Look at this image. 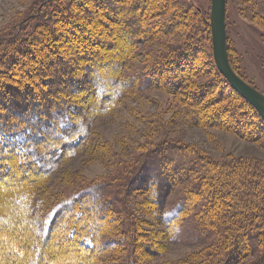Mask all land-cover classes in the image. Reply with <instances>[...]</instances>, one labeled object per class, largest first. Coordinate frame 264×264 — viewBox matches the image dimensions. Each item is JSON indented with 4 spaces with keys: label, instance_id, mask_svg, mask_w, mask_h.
<instances>
[{
    "label": "trees",
    "instance_id": "16d2710c",
    "mask_svg": "<svg viewBox=\"0 0 264 264\" xmlns=\"http://www.w3.org/2000/svg\"><path fill=\"white\" fill-rule=\"evenodd\" d=\"M185 9L184 0H38L13 31L0 35V169L4 170L0 172H6L3 178L0 177V189L11 192V197L1 205L0 238L4 236L15 242L16 248L26 256L31 250L36 251L34 260L27 261L28 258L18 259L22 253H16L17 250L0 249V264H69V258L59 257L62 254L70 255L79 263L88 257L84 249L95 250L99 221L108 214L112 220L111 216L115 215L109 211L118 212L115 205L100 200L108 194L105 186L89 183L87 187H81L74 201V198L67 200L59 209L53 210L47 220L37 218L27 205L30 186L39 182L43 174L51 172L59 157L58 151L71 150L82 138L88 137L90 112L97 100L93 97L84 107V100L80 101L76 96L83 88L74 87V77L86 79V90L91 95L94 92L95 97L113 98L118 94L117 87H122L121 65L132 55L133 46L143 43L152 26L166 29L185 24ZM170 10H173L170 15L175 22L146 23L148 18L156 15L155 12ZM108 20L120 25L116 28V35L109 39L106 35H110L114 27L107 23ZM191 38L199 42L196 33ZM118 40L120 44L116 48ZM58 41H64L66 49H61ZM99 46L107 52L96 49ZM175 53L180 56L178 61L160 54L158 65L152 67V74L161 77L166 72L165 83L177 90L186 88L188 78L196 74L195 70H200L202 64L188 71L192 62L183 60L184 57L189 60V49L181 46L174 48ZM18 55L24 59L17 60ZM228 57L236 72L229 52ZM207 64L220 76L229 94L239 96L251 116L256 118L258 126L244 136L264 148V119L231 87L216 67L210 51ZM108 65L111 70L103 71ZM22 93L35 102V117L31 116L32 113L20 112L18 105H12V100ZM78 102L81 103L78 105ZM71 104L76 105V111L72 110ZM189 105L191 112L204 115V109L190 102ZM80 113L83 116H80L79 126L74 114ZM226 116L231 120L229 115ZM211 117L212 121L218 119L217 114ZM37 143L43 148L40 153ZM173 145L159 144L150 150L156 162L147 175L145 186V190L153 186L152 190L149 189V201L163 210L166 194L188 181L192 173L196 176L193 188L184 190L177 198L174 211H167L159 222L168 226L179 214L190 209L196 214L200 230L216 234L213 244L228 248L222 264H235L246 256H252L249 264H264V158L200 157L195 149L187 150L183 144ZM174 149L179 150L178 154L172 153ZM92 197L96 199L94 204ZM130 209H124L130 223L122 231L131 234V243L136 249L145 244L137 240L141 234L138 217L134 219ZM39 235L43 236L40 238ZM66 249L72 251L66 253Z\"/></svg>",
    "mask_w": 264,
    "mask_h": 264
},
{
    "label": "rangeland",
    "instance_id": "374dc122",
    "mask_svg": "<svg viewBox=\"0 0 264 264\" xmlns=\"http://www.w3.org/2000/svg\"><path fill=\"white\" fill-rule=\"evenodd\" d=\"M37 1L0 0V35L13 31L18 21ZM184 1L187 22L178 28L175 25L166 29L161 26L149 28L151 32L148 30L143 43L133 46L132 55L121 65L119 74L122 75V87H117L118 94H114L113 98L95 97L94 92L91 95V92L86 90L85 78L79 76L73 79L75 88H83L78 90L76 96L80 97V101L84 100V107L93 97L97 100L90 112L91 126L88 137L85 140L82 138L71 150L64 149L61 153L58 151L59 157L51 172L43 174L39 182L30 186L27 205L37 218L47 220L53 210L59 209L67 200L73 199L81 187H87L91 183L106 187L108 194L100 200L115 205L118 212L114 214L109 211L108 213L115 215L111 216L113 219L110 220L108 214L99 221L100 229L94 242L96 248L94 251L84 249L88 253L85 262L73 261L76 259L67 254L59 256L69 258V264H222L227 258L228 248L220 247L218 243L215 246L213 238L216 234H209L205 229L200 230L194 211L186 209L168 226L159 222L167 211H174L177 198L182 192L193 188L196 173L190 175L191 182L188 180L179 184L166 194L163 210L156 206L155 210L149 201L148 196L153 186L150 185V190H145L147 175L156 162V157L151 156L150 150L159 144L168 147L170 144H183L187 150L195 149L200 157L264 158V148L255 141H248L244 136L246 132L258 126L256 118L251 116L239 96L229 94L228 89L222 85L220 76L207 64L208 52H212L209 11L211 0ZM172 11H157L146 23H161L165 20L175 22L176 19L170 15ZM107 23L114 27L111 34L106 35L109 39L111 35H116V28L120 25L109 20ZM225 23L228 52L236 72L264 93V0H226ZM195 33L199 42L191 38ZM57 44L61 49H66L67 44L64 41H58ZM118 44L119 40L116 48L119 47ZM186 45H190V48H186ZM181 46L182 49L190 51L189 60L187 57L183 60L192 62L187 70H195L199 63L202 67L199 66L200 70L196 69V74L188 78L186 88L176 90L165 83L166 72L164 77H156L152 74V67L158 65L157 57L160 54H166L170 60L178 61L180 56L174 54V48ZM99 47L96 49L100 52L106 51L103 46ZM16 59L24 57L18 55ZM110 66L102 70L108 72L111 70ZM16 68L19 70V66ZM189 102L204 109V115L194 114L193 110L191 112ZM9 104L11 105V100ZM13 104L18 105L20 112L32 113L31 116L35 117L36 104L23 93L12 100ZM75 106L71 104L70 107L76 111ZM216 114L218 119L212 121L211 116ZM226 115H229L231 120H228ZM74 116L80 126L82 113ZM237 119L244 122H241L243 126ZM40 143H37L39 153L43 150L42 145L39 146ZM178 151L174 149L172 153L178 154ZM5 173L0 172V177L3 178ZM9 193L11 192L6 189H0V213L1 205L11 197ZM91 199L94 204L96 199ZM125 207L131 208L134 219L138 217V230L141 234L137 240L144 242L143 247L134 249L131 234L122 231L130 223L129 216L124 215ZM153 207L154 210H149ZM42 236L39 235L40 238ZM14 243L2 236L0 249L22 253ZM68 251L72 250L66 249L65 252ZM21 255L18 259L28 258L27 261H32L36 251L31 250L27 256L25 252ZM11 257L14 258L13 255ZM59 257L57 259H61ZM251 258L252 256L242 257L235 264H249Z\"/></svg>",
    "mask_w": 264,
    "mask_h": 264
},
{
    "label": "water",
    "instance_id": "95a60500",
    "mask_svg": "<svg viewBox=\"0 0 264 264\" xmlns=\"http://www.w3.org/2000/svg\"><path fill=\"white\" fill-rule=\"evenodd\" d=\"M209 11L212 53L216 67L231 87L245 98L264 119V93L235 72L229 61L225 23L226 0H211Z\"/></svg>",
    "mask_w": 264,
    "mask_h": 264
}]
</instances>
